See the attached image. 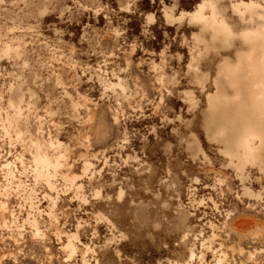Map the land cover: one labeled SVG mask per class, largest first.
<instances>
[{"label":"rangeland","instance_id":"374dc122","mask_svg":"<svg viewBox=\"0 0 264 264\" xmlns=\"http://www.w3.org/2000/svg\"><path fill=\"white\" fill-rule=\"evenodd\" d=\"M255 100L264 0H0V264H264Z\"/></svg>","mask_w":264,"mask_h":264},{"label":"bare ground","instance_id":"6f19581e","mask_svg":"<svg viewBox=\"0 0 264 264\" xmlns=\"http://www.w3.org/2000/svg\"><path fill=\"white\" fill-rule=\"evenodd\" d=\"M213 20V19H212ZM208 23V24H207ZM215 22H204L205 26H209L211 29L215 30L216 33H220L221 35L224 36L225 40L228 38V36L230 35V31L228 28H226L223 24H214ZM253 44V43H252ZM256 49V48H255ZM253 55V54H251ZM250 56V55H249ZM257 60V59H256ZM257 62V61H256ZM259 62V61H258ZM249 67V66H248ZM250 68V67H249ZM240 68H232L231 70H229L228 72L225 73V76L228 77L230 79V83H236L237 85H239V83L241 82V75H240ZM253 70V69H252ZM255 70V69H254ZM257 70V69H256ZM251 72V71H250ZM255 72V71H254ZM253 75L251 74V77ZM258 76V75H257ZM263 76V75H262ZM253 78V77H252ZM263 79V78H262ZM234 87H236L234 85ZM240 90V89H239ZM239 91L237 90V93ZM212 100V99H211ZM216 100V99H215ZM215 101L213 100V103ZM212 103V104H213ZM255 106H256V113H258V115H264V100H255L254 101ZM238 119L241 120V122L244 124L245 126V133L244 134H256L257 136H259L262 140V143L259 147L260 151L264 150V123H262L260 120L258 121H246L244 117L242 116H238Z\"/></svg>","mask_w":264,"mask_h":264}]
</instances>
